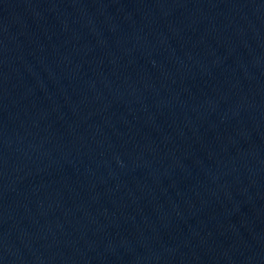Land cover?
<instances>
[{
  "label": "water",
  "instance_id": "water-1",
  "mask_svg": "<svg viewBox=\"0 0 264 264\" xmlns=\"http://www.w3.org/2000/svg\"><path fill=\"white\" fill-rule=\"evenodd\" d=\"M0 264H264V0H0Z\"/></svg>",
  "mask_w": 264,
  "mask_h": 264
}]
</instances>
